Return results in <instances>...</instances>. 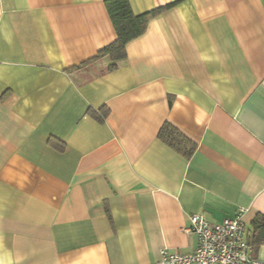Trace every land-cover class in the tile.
Segmentation results:
<instances>
[{"label":"crops","instance_id":"crops-1","mask_svg":"<svg viewBox=\"0 0 264 264\" xmlns=\"http://www.w3.org/2000/svg\"><path fill=\"white\" fill-rule=\"evenodd\" d=\"M128 1L166 8L108 70L104 0H0V264H157L237 207L264 262V0Z\"/></svg>","mask_w":264,"mask_h":264},{"label":"built area","instance_id":"built-area-1","mask_svg":"<svg viewBox=\"0 0 264 264\" xmlns=\"http://www.w3.org/2000/svg\"><path fill=\"white\" fill-rule=\"evenodd\" d=\"M246 208L237 207L230 218L212 223L200 214H191L184 232L196 236L195 250L181 253L163 247L157 264H264L253 254L246 238Z\"/></svg>","mask_w":264,"mask_h":264},{"label":"trees","instance_id":"trees-1","mask_svg":"<svg viewBox=\"0 0 264 264\" xmlns=\"http://www.w3.org/2000/svg\"><path fill=\"white\" fill-rule=\"evenodd\" d=\"M104 6L116 33V39L102 48L96 58L107 57L110 60L108 70H113L126 57V45L140 37L146 31L149 20L158 15L166 7L158 8L142 14H134L128 0H104ZM106 110L103 111L104 115ZM100 118V117H99ZM160 139L166 141L174 149L186 157L195 150V143L186 138L176 128L165 122L159 132ZM254 243L264 241V216L256 214L253 220Z\"/></svg>","mask_w":264,"mask_h":264}]
</instances>
